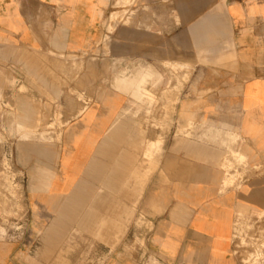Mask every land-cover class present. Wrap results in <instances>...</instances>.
<instances>
[{
	"label": "crops",
	"instance_id": "crops-1",
	"mask_svg": "<svg viewBox=\"0 0 264 264\" xmlns=\"http://www.w3.org/2000/svg\"><path fill=\"white\" fill-rule=\"evenodd\" d=\"M57 56L61 124L19 134L58 137L56 161L0 264H240L235 222L264 211V0H0L1 86ZM164 66L166 96L120 80L151 91Z\"/></svg>",
	"mask_w": 264,
	"mask_h": 264
},
{
	"label": "rangeland",
	"instance_id": "rangeland-1",
	"mask_svg": "<svg viewBox=\"0 0 264 264\" xmlns=\"http://www.w3.org/2000/svg\"><path fill=\"white\" fill-rule=\"evenodd\" d=\"M100 47L108 52V40ZM35 59L39 60L40 71L33 74L25 69V82L18 83L15 68L9 66L7 83L0 84V246L5 242L21 240L29 224L27 220L31 204L27 195L32 191L31 170H48L47 162L54 164L56 161L54 145L58 137L19 135L32 134L38 130H43V133L61 124V103L67 92L62 66L66 60L63 56L54 57L50 63L45 57ZM80 67L77 71L81 70ZM53 68L57 71H48ZM163 69L168 72L148 76L153 81L151 91L139 88L144 84L147 74L128 73L125 68L120 80L137 81V88L131 91L153 100L155 96H166L170 92V89L160 91L156 88L160 81L174 77L175 68L164 66ZM117 76L111 64L105 63L101 78L104 85L117 81ZM22 96H34L36 99L31 98L29 102L25 99L26 103L21 104ZM23 145H35L36 153L23 157ZM134 246L141 248L143 242L137 240ZM233 253L240 264H264V211L238 216L233 231ZM148 264L158 263L151 257Z\"/></svg>",
	"mask_w": 264,
	"mask_h": 264
}]
</instances>
